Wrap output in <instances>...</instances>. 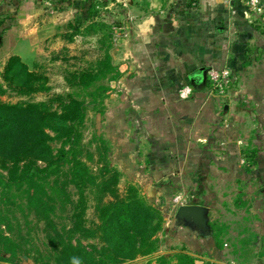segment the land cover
<instances>
[{
    "label": "rangeland",
    "instance_id": "rangeland-1",
    "mask_svg": "<svg viewBox=\"0 0 264 264\" xmlns=\"http://www.w3.org/2000/svg\"><path fill=\"white\" fill-rule=\"evenodd\" d=\"M27 1L0 0L4 87L6 59L16 51L5 44L6 36L19 28ZM35 3L40 18L57 17V33L26 62L48 77L50 91L32 97L8 91L2 99L44 101L70 93L84 101L75 154L86 173L82 195L72 163L38 174L30 190L3 180L0 256L10 258L12 247L17 255L11 264H70L80 241L86 250L104 253L95 255L96 264H160L164 258L175 264L179 253L192 255L196 264H264V94L258 69L264 63V13L242 0L236 7L222 0L226 12L216 26L231 39L228 17L238 16L231 45L238 62L202 61L180 79L164 77L162 13L139 23L132 0ZM64 11L69 14L62 16ZM26 28L31 33L32 22ZM108 54L111 66L105 64ZM88 69L98 77L89 86L78 84L79 72ZM198 69L201 76L194 73ZM187 103L195 106L188 110ZM49 132L57 153L64 140ZM191 204L207 207L204 229L179 217L180 206Z\"/></svg>",
    "mask_w": 264,
    "mask_h": 264
},
{
    "label": "trees",
    "instance_id": "trees-1",
    "mask_svg": "<svg viewBox=\"0 0 264 264\" xmlns=\"http://www.w3.org/2000/svg\"><path fill=\"white\" fill-rule=\"evenodd\" d=\"M110 60L111 55L108 54L105 64L111 66ZM2 77L6 87L0 85V184L3 180L15 185L28 184L30 190L38 174H46L53 167L60 168L72 163L73 181L82 195L86 169L75 154V135L77 126L84 119V101L70 93L53 95L44 101L21 99L9 102L2 99L8 91L19 97H32L50 91L48 77L37 69L32 70L19 55H11L7 59ZM96 77L98 72L83 70L79 72L78 84L89 86ZM50 130L64 140L57 153L53 152L50 144L53 139ZM67 144L69 147H66ZM40 161H45L46 165L41 167ZM1 171H6L7 175ZM12 245L16 246L14 243ZM95 250H86L80 241L73 247L75 256L81 258L84 264H96L95 255L104 257L103 252L95 253ZM6 252H10L11 257L0 256V260L8 262L0 264H11L10 260L17 255L12 247ZM160 264H167L166 259ZM175 264H196V259L188 253H179Z\"/></svg>",
    "mask_w": 264,
    "mask_h": 264
},
{
    "label": "crops",
    "instance_id": "crops-1",
    "mask_svg": "<svg viewBox=\"0 0 264 264\" xmlns=\"http://www.w3.org/2000/svg\"><path fill=\"white\" fill-rule=\"evenodd\" d=\"M172 1L132 0V12L139 23H148L161 18L162 13L164 19V77L185 79L189 77L192 67L202 61L209 63L238 62V59L233 57L231 48L235 35V21L238 16L228 17L227 24L231 39L223 38L222 30H218L216 26L218 16L226 12L222 0H201L199 5L193 2V5L185 8L173 6ZM260 1L264 7V0ZM231 3V7H236L239 0H233ZM28 11L31 15L27 13ZM39 12L40 9L35 0L25 2L21 9L19 28H11L6 36L5 44L16 47V51L11 52V55H19L26 62H29L32 57L35 58L34 55L38 52L41 42L57 33V17L49 15L46 18H40ZM62 13V16L69 14L68 11ZM29 22H32L31 33L25 31L28 30L26 26ZM258 69L262 70L259 86L264 94V63L260 64ZM194 73L201 76L202 71L198 69ZM187 106L190 110L195 103L191 106L187 103Z\"/></svg>",
    "mask_w": 264,
    "mask_h": 264
},
{
    "label": "water",
    "instance_id": "water-1",
    "mask_svg": "<svg viewBox=\"0 0 264 264\" xmlns=\"http://www.w3.org/2000/svg\"><path fill=\"white\" fill-rule=\"evenodd\" d=\"M207 207L200 204L181 205L179 217L204 229L207 226Z\"/></svg>",
    "mask_w": 264,
    "mask_h": 264
},
{
    "label": "built area",
    "instance_id": "built-area-1",
    "mask_svg": "<svg viewBox=\"0 0 264 264\" xmlns=\"http://www.w3.org/2000/svg\"><path fill=\"white\" fill-rule=\"evenodd\" d=\"M229 1H233V0H229ZM252 11H256L259 12L261 11L262 13H264L262 4L260 0H242Z\"/></svg>",
    "mask_w": 264,
    "mask_h": 264
},
{
    "label": "clouds",
    "instance_id": "clouds-1",
    "mask_svg": "<svg viewBox=\"0 0 264 264\" xmlns=\"http://www.w3.org/2000/svg\"><path fill=\"white\" fill-rule=\"evenodd\" d=\"M181 96L183 97L184 93H181ZM70 264H82V261L79 257L73 256V257H71Z\"/></svg>",
    "mask_w": 264,
    "mask_h": 264
}]
</instances>
